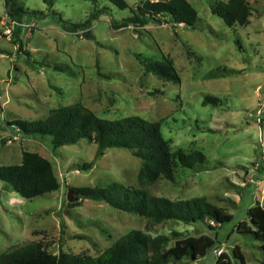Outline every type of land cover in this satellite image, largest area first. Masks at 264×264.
<instances>
[{
    "label": "rangeland",
    "instance_id": "rangeland-1",
    "mask_svg": "<svg viewBox=\"0 0 264 264\" xmlns=\"http://www.w3.org/2000/svg\"><path fill=\"white\" fill-rule=\"evenodd\" d=\"M125 1L127 6L118 8L108 0H53L52 5L13 0L12 6L25 13L12 17L0 0V164H19L23 150L37 152L52 163L60 184L27 199L0 180V253L32 241L54 254L95 256L124 233L140 229L150 235L178 231L181 237H215V245L194 264H214L216 247L233 260L235 245L246 264H264L261 241L236 229L240 221L253 227L247 210L256 201L264 207V0H247L251 14L245 25L228 26L211 12L215 2L227 0H187L197 12L193 26L173 24L167 16L163 25L113 28L112 21L130 16L144 0ZM91 13H97L88 27L92 39L63 29L62 19L84 22ZM138 55L168 57L179 81L146 71ZM205 95L219 102L203 104ZM74 103L105 119L138 115L158 121L173 149L202 152L204 166L179 167L174 182L158 179L147 189L174 200L205 196L231 220L212 229L203 222H154L78 199V193H72V202L79 204L70 205L66 196L72 187L113 181L135 186L141 167L128 149L98 153L94 142L81 138L53 150L48 136L33 137L7 124L43 120L51 109ZM83 163L91 166L83 169Z\"/></svg>",
    "mask_w": 264,
    "mask_h": 264
},
{
    "label": "trees",
    "instance_id": "trees-1",
    "mask_svg": "<svg viewBox=\"0 0 264 264\" xmlns=\"http://www.w3.org/2000/svg\"><path fill=\"white\" fill-rule=\"evenodd\" d=\"M44 1L52 5L53 0ZM88 1L97 3L99 0ZM108 1L118 8L127 6L125 0ZM12 3L13 0H4L6 11L12 17H21L22 13H25L24 10L13 7ZM101 11L103 9H98L97 13ZM211 12L221 17L228 26L247 24L251 14L247 0L217 1L211 6ZM97 13H91L84 22L73 23L62 19V27L67 31H80L83 37L92 39L93 35L88 27ZM167 16L173 24L193 26L197 12L187 0H144L135 6L130 16L119 22L112 21L111 26H131L137 29L149 23L163 25L168 22ZM138 58L146 71L165 80L179 81L168 57L152 60L138 55ZM209 102L217 104L219 100L215 96L205 95L202 103ZM7 124L33 137L48 136L53 150L86 138L97 145L98 153L109 147L124 148L141 160L135 186L113 181L105 186L72 187L78 193V199L101 201L113 208L143 216L154 222H203L210 229L232 218L225 208L215 205L205 196L174 200L149 192L147 187L154 181L167 179L174 182L179 167L192 169L204 166L206 160L200 151L173 149L163 137L158 121L147 120L138 115L105 119L81 103H74L51 109L43 120L17 119L8 121ZM89 166L90 163H83L81 167L87 169ZM0 180L27 199L44 195L60 186L52 163L37 152L26 150L22 151L19 164H0ZM77 204L78 201L70 203ZM247 216L253 227L246 221H240L236 229L242 233L249 232L261 241L264 263V207L256 201L247 210ZM215 241V237L205 233L181 237L178 231H172L170 235H150L140 229H131L95 256L70 254L62 250L54 254L44 244L31 241L14 245L0 253V264H171V261L177 262L181 259H189L186 264H194L198 257L204 256L207 250L215 245ZM231 255L237 264H246L238 245L232 247ZM233 260L222 250L214 264H234Z\"/></svg>",
    "mask_w": 264,
    "mask_h": 264
},
{
    "label": "water",
    "instance_id": "water-1",
    "mask_svg": "<svg viewBox=\"0 0 264 264\" xmlns=\"http://www.w3.org/2000/svg\"><path fill=\"white\" fill-rule=\"evenodd\" d=\"M72 193H77L76 191H74L73 189H70V190H68V192H67V200L69 201V202H72L73 200H74V196L72 195Z\"/></svg>",
    "mask_w": 264,
    "mask_h": 264
},
{
    "label": "built area",
    "instance_id": "built-area-1",
    "mask_svg": "<svg viewBox=\"0 0 264 264\" xmlns=\"http://www.w3.org/2000/svg\"><path fill=\"white\" fill-rule=\"evenodd\" d=\"M262 160H264V155H262ZM264 165V164H263ZM221 249L218 247V248H215L214 249V253L216 254V255H219L220 253H221Z\"/></svg>",
    "mask_w": 264,
    "mask_h": 264
}]
</instances>
